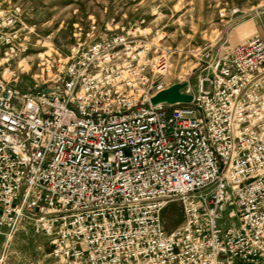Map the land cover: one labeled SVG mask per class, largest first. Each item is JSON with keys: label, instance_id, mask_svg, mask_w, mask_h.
I'll list each match as a JSON object with an SVG mask.
<instances>
[{"label": "built area", "instance_id": "1", "mask_svg": "<svg viewBox=\"0 0 264 264\" xmlns=\"http://www.w3.org/2000/svg\"><path fill=\"white\" fill-rule=\"evenodd\" d=\"M30 33L0 3V236L29 219L68 264H264L263 37L212 55L191 103L152 105L160 30L43 54L21 89Z\"/></svg>", "mask_w": 264, "mask_h": 264}, {"label": "rangeland", "instance_id": "2", "mask_svg": "<svg viewBox=\"0 0 264 264\" xmlns=\"http://www.w3.org/2000/svg\"><path fill=\"white\" fill-rule=\"evenodd\" d=\"M0 3L18 6L23 26L31 29L29 51L21 57V63L24 61L21 65L24 74L18 83L21 89L32 84L41 55L65 58L74 44H88L139 25L163 34L169 61L166 85L189 82L196 87L212 55L214 58L228 55L234 48L229 47L228 41L234 35L252 31L250 38L259 36L253 25L263 29L261 20L264 21V15L253 13L256 7L264 5V0H0ZM233 9H239L240 13L231 16ZM233 209L228 208L227 217ZM164 216L169 231L183 224L182 207L177 202L168 206ZM50 243V238L39 233L29 219H22L15 227L2 231L0 264H68L52 255Z\"/></svg>", "mask_w": 264, "mask_h": 264}, {"label": "water", "instance_id": "3", "mask_svg": "<svg viewBox=\"0 0 264 264\" xmlns=\"http://www.w3.org/2000/svg\"><path fill=\"white\" fill-rule=\"evenodd\" d=\"M188 82L176 83L167 88L166 90L158 93L152 100V105L157 104H189L192 102L193 97L188 94L189 92Z\"/></svg>", "mask_w": 264, "mask_h": 264}, {"label": "crops", "instance_id": "4", "mask_svg": "<svg viewBox=\"0 0 264 264\" xmlns=\"http://www.w3.org/2000/svg\"><path fill=\"white\" fill-rule=\"evenodd\" d=\"M257 11H254L253 13L255 14V16H263L264 15V5L263 7L260 8V6L256 7ZM261 24L263 26V29L259 28L258 25L254 24L253 26H255V32H257V34L261 37L264 38V21L261 20ZM260 26V25H259ZM251 32L252 31H248L247 34H242L238 36L234 35L233 39H230L229 42V47L233 48L236 45L245 42L248 38L251 37Z\"/></svg>", "mask_w": 264, "mask_h": 264}, {"label": "bare ground", "instance_id": "5", "mask_svg": "<svg viewBox=\"0 0 264 264\" xmlns=\"http://www.w3.org/2000/svg\"><path fill=\"white\" fill-rule=\"evenodd\" d=\"M41 56H42V55H41ZM41 56H40V57H41ZM23 62H24V61H22V63H23ZM188 87H189V86H188Z\"/></svg>", "mask_w": 264, "mask_h": 264}]
</instances>
